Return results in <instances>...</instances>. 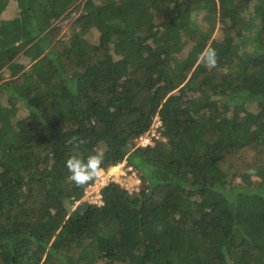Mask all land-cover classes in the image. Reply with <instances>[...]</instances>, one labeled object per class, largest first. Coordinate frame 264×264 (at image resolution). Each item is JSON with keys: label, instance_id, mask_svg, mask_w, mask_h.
<instances>
[{"label": "trees", "instance_id": "16d2710c", "mask_svg": "<svg viewBox=\"0 0 264 264\" xmlns=\"http://www.w3.org/2000/svg\"><path fill=\"white\" fill-rule=\"evenodd\" d=\"M0 264H264V0H0Z\"/></svg>", "mask_w": 264, "mask_h": 264}, {"label": "clouds", "instance_id": "9594fccd", "mask_svg": "<svg viewBox=\"0 0 264 264\" xmlns=\"http://www.w3.org/2000/svg\"><path fill=\"white\" fill-rule=\"evenodd\" d=\"M216 56V50L208 48L200 57L201 63L205 64L209 69L214 68L216 66ZM74 141L75 138H72L68 143L72 144ZM103 160V151L91 154L86 159L77 158L76 156L69 157L65 161V168L69 173L68 179L77 187H82L95 181L104 171L101 167Z\"/></svg>", "mask_w": 264, "mask_h": 264}, {"label": "built area", "instance_id": "2783aa9c", "mask_svg": "<svg viewBox=\"0 0 264 264\" xmlns=\"http://www.w3.org/2000/svg\"><path fill=\"white\" fill-rule=\"evenodd\" d=\"M160 128H161V122L156 117L150 129L144 135L139 136L136 139H134V141H132L130 145V150L133 151L137 148H147L153 146L155 142L164 141L163 137L160 134ZM115 177H117L118 179L120 178L126 179L127 182L132 183L133 186L132 190L134 191L138 190L140 180L137 177V173L133 170L131 166L127 165L126 161L124 160L123 162L117 164L116 166L109 168L106 172H102V175L98 177L99 182L97 184H99L98 186L100 187L99 189H97V192H99L100 194L101 189L110 182L116 183V181H114ZM98 200H99L98 206H100L102 204L100 195H98Z\"/></svg>", "mask_w": 264, "mask_h": 264}, {"label": "rangeland", "instance_id": "374dc122", "mask_svg": "<svg viewBox=\"0 0 264 264\" xmlns=\"http://www.w3.org/2000/svg\"><path fill=\"white\" fill-rule=\"evenodd\" d=\"M9 5H15V4H13L11 2ZM15 14H16V12H13V8H10L9 11H8V13H5V11L2 13L1 18L2 19L12 18V17L15 16ZM74 19L75 18L63 20V21H60L58 23L62 27L61 33H63V32L66 31V29L70 26L71 21H73ZM96 38H97V33L93 31V34L90 37V41L94 42L96 40ZM101 175H102V173L99 176H101ZM114 181H116V183L120 187H124L129 192H133L134 191V190H132V188H133L132 183L131 182L130 183L127 182L126 179H124V178L118 179L117 177H115ZM98 182H99V178H97L93 182L92 185L88 186L85 189L83 198L81 199V202H86V203L94 204V205H97L98 206V204H99L98 195H100L99 192H97V189H99V187H100V186H98L99 184H97Z\"/></svg>", "mask_w": 264, "mask_h": 264}, {"label": "crops", "instance_id": "0c3cea01", "mask_svg": "<svg viewBox=\"0 0 264 264\" xmlns=\"http://www.w3.org/2000/svg\"><path fill=\"white\" fill-rule=\"evenodd\" d=\"M10 8H13V12H16L15 5H7V7L5 8V13H8V11H9Z\"/></svg>", "mask_w": 264, "mask_h": 264}]
</instances>
